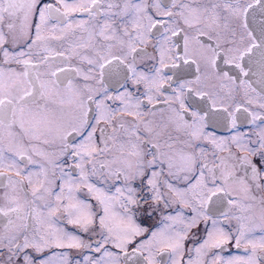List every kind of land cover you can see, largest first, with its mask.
I'll use <instances>...</instances> for the list:
<instances>
[{
  "label": "snow or ice",
  "instance_id": "6c2138e0",
  "mask_svg": "<svg viewBox=\"0 0 264 264\" xmlns=\"http://www.w3.org/2000/svg\"><path fill=\"white\" fill-rule=\"evenodd\" d=\"M0 264H264V0H0Z\"/></svg>",
  "mask_w": 264,
  "mask_h": 264
}]
</instances>
